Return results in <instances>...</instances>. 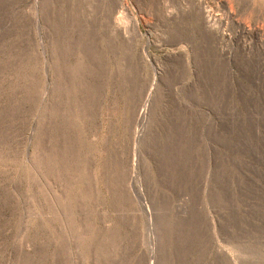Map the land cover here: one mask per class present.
Returning <instances> with one entry per match:
<instances>
[{"label":"rangeland","instance_id":"rangeland-1","mask_svg":"<svg viewBox=\"0 0 264 264\" xmlns=\"http://www.w3.org/2000/svg\"><path fill=\"white\" fill-rule=\"evenodd\" d=\"M0 264H264V0H0Z\"/></svg>","mask_w":264,"mask_h":264}]
</instances>
